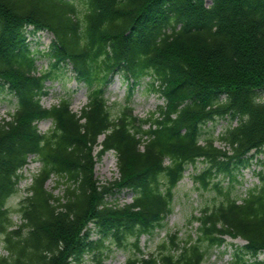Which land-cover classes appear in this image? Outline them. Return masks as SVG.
Wrapping results in <instances>:
<instances>
[{
    "label": "trees",
    "instance_id": "1",
    "mask_svg": "<svg viewBox=\"0 0 264 264\" xmlns=\"http://www.w3.org/2000/svg\"><path fill=\"white\" fill-rule=\"evenodd\" d=\"M30 24L54 33L46 52L27 40ZM43 53L51 68L37 74ZM68 65L88 88L80 113L69 96L42 103L54 69ZM116 75L131 90L149 78L163 104L147 117L134 113L130 97L113 110L106 94ZM3 93L16 103L0 120V264H104L106 242L131 247L124 264H207L224 235L246 240L233 264H264V166L246 196H232L250 152L264 151V0H0ZM43 119L53 123L47 132ZM219 119L237 123L214 136L205 125ZM108 150L119 176L102 183L95 163ZM30 155L41 166L14 207ZM200 158L208 165L196 181L221 199L192 214L196 237L170 234L146 254L141 236L163 226L176 185ZM53 176L68 181L62 195L46 186ZM125 190L132 202L109 200Z\"/></svg>",
    "mask_w": 264,
    "mask_h": 264
},
{
    "label": "rangeland",
    "instance_id": "2",
    "mask_svg": "<svg viewBox=\"0 0 264 264\" xmlns=\"http://www.w3.org/2000/svg\"><path fill=\"white\" fill-rule=\"evenodd\" d=\"M206 4H211V0H206ZM42 39L48 38V34L39 33ZM47 43H43L46 45ZM43 46H41L42 48ZM39 68H48L49 64L46 59H40L38 62ZM60 70L56 73L59 78L54 81H48L49 94L42 98V102L45 106L49 107L54 103H58L59 99L63 96L72 97V108L74 111L80 112L82 107L87 102L88 89L83 83L77 82L72 78V71ZM149 78H145L141 81V84L135 86L131 90V81L123 79L120 75L113 78L108 86L107 96L108 102L113 106V110H116L130 101L134 107V112L139 117H146L152 111H155L159 105L163 104V97L159 94L151 91L148 86ZM16 99L9 93L0 94V119L8 118V111L15 109ZM237 123V120L219 119L215 123L209 122L205 125V129L212 132L214 136L224 131L226 127L233 126ZM52 121L50 119L43 120L39 123L41 131H47L52 127ZM218 146L222 147L224 143L216 140ZM98 149V148H97ZM255 151H252L253 153ZM264 152L255 153L254 157L251 158V163L248 167L240 169L237 176V182L232 189L233 197H244L249 188L253 187L259 182L256 175L257 171H260L264 163ZM208 161L199 159L194 164L188 165L184 177L180 180L176 190L174 207L171 213L167 215L163 221V226L158 228L151 235H143L140 240V245L145 252H157L160 245L165 242L170 234L177 233L178 236L185 240V238L191 236H197V223H190L192 214L198 213L200 203L202 205H209L213 207L219 202L218 198L221 199L220 194L215 189L206 190L201 187L199 181H196L195 176L206 169ZM41 166V163L36 161L33 157H30L28 163L21 170L22 177L18 184L17 193L10 198L9 204L15 205L24 197L29 194V186L32 183L33 175L36 174ZM95 175L102 182L106 183L110 180H114L119 176L117 168V156L114 150H110L104 154V156L97 160L95 164ZM216 180L218 178H215ZM68 181L64 177L53 176L47 182V188L53 191L56 195H62ZM222 185L224 190L227 186L231 185L228 178L222 179ZM212 187V185H210ZM218 197V198H217ZM111 202L118 204H124L132 202L133 193L131 191H124L115 197H109ZM14 221L21 222L20 216L16 213L12 214ZM94 238H97V234H93ZM245 241L241 238H232L226 236V242L221 247H214L209 250L206 255L207 264H233L235 260V252L237 247L244 245ZM109 249H106L104 264H124L126 258L131 252V247H118L114 244L106 242ZM2 253H6V250L0 248ZM246 258L254 259L253 255L245 254ZM259 259H264V254L258 255ZM88 263L92 262V255L88 254L85 257Z\"/></svg>",
    "mask_w": 264,
    "mask_h": 264
},
{
    "label": "bare ground",
    "instance_id": "3",
    "mask_svg": "<svg viewBox=\"0 0 264 264\" xmlns=\"http://www.w3.org/2000/svg\"><path fill=\"white\" fill-rule=\"evenodd\" d=\"M238 173H239V171H238Z\"/></svg>",
    "mask_w": 264,
    "mask_h": 264
}]
</instances>
